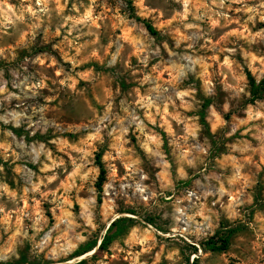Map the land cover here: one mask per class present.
<instances>
[{"label":"rangeland","instance_id":"1","mask_svg":"<svg viewBox=\"0 0 264 264\" xmlns=\"http://www.w3.org/2000/svg\"><path fill=\"white\" fill-rule=\"evenodd\" d=\"M248 74L264 0H0V264H264Z\"/></svg>","mask_w":264,"mask_h":264},{"label":"trees","instance_id":"2","mask_svg":"<svg viewBox=\"0 0 264 264\" xmlns=\"http://www.w3.org/2000/svg\"><path fill=\"white\" fill-rule=\"evenodd\" d=\"M146 27L153 32L152 30V26H150L149 24H146ZM248 80H249V86H250V93L252 95V99H256V98H260L262 95V91H264V79L262 81H260L259 83H256L255 79L248 74ZM99 164L100 167V179L103 173V168L102 165L100 164V162H97ZM124 220V218H116L115 220H113L112 222H110L109 226H108V230L113 229L114 227H116V230L114 231L113 234H117L119 232V226L120 223ZM230 233L231 230H225V231H217L214 236L210 237L208 242H207V247L209 250L211 251H225L228 248L229 245V237H230ZM111 239V235H109L108 233H106L100 243L98 244V249L102 250L106 247V245L109 243ZM96 246V242H93L92 245L86 246L81 248L80 250H78L76 252V254L74 256H79L82 255L88 251H91L93 248H95ZM84 260H79L77 262H74L73 264H82Z\"/></svg>","mask_w":264,"mask_h":264},{"label":"bare ground","instance_id":"3","mask_svg":"<svg viewBox=\"0 0 264 264\" xmlns=\"http://www.w3.org/2000/svg\"><path fill=\"white\" fill-rule=\"evenodd\" d=\"M96 248H97V246H95ZM91 251H89V252H86V253H84V254H82V255H80V256H78V258H83V257H85L87 254H89Z\"/></svg>","mask_w":264,"mask_h":264},{"label":"water","instance_id":"4","mask_svg":"<svg viewBox=\"0 0 264 264\" xmlns=\"http://www.w3.org/2000/svg\"><path fill=\"white\" fill-rule=\"evenodd\" d=\"M100 241H101V240H99V241L97 242L96 246H98V244L100 243Z\"/></svg>","mask_w":264,"mask_h":264}]
</instances>
